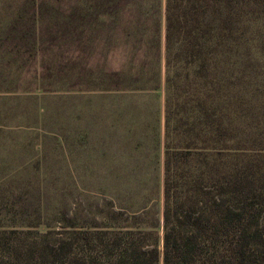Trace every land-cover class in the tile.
Instances as JSON below:
<instances>
[{
  "label": "rangeland",
  "instance_id": "rangeland-1",
  "mask_svg": "<svg viewBox=\"0 0 264 264\" xmlns=\"http://www.w3.org/2000/svg\"><path fill=\"white\" fill-rule=\"evenodd\" d=\"M246 12L252 73L264 7ZM166 52V0H0L2 264H31L52 231L161 217Z\"/></svg>",
  "mask_w": 264,
  "mask_h": 264
},
{
  "label": "trees",
  "instance_id": "trees-1",
  "mask_svg": "<svg viewBox=\"0 0 264 264\" xmlns=\"http://www.w3.org/2000/svg\"><path fill=\"white\" fill-rule=\"evenodd\" d=\"M256 1L166 0L161 217L52 231L31 264H264V58L248 72L243 22Z\"/></svg>",
  "mask_w": 264,
  "mask_h": 264
}]
</instances>
